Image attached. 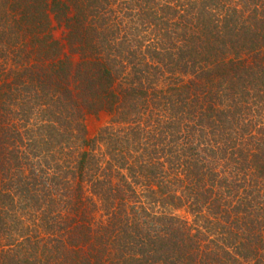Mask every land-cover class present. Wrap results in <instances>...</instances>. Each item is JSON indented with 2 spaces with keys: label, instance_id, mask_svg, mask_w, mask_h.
Returning a JSON list of instances; mask_svg holds the SVG:
<instances>
[{
  "label": "trees",
  "instance_id": "1",
  "mask_svg": "<svg viewBox=\"0 0 264 264\" xmlns=\"http://www.w3.org/2000/svg\"><path fill=\"white\" fill-rule=\"evenodd\" d=\"M0 264H264V0H0Z\"/></svg>",
  "mask_w": 264,
  "mask_h": 264
},
{
  "label": "rangeland",
  "instance_id": "2",
  "mask_svg": "<svg viewBox=\"0 0 264 264\" xmlns=\"http://www.w3.org/2000/svg\"><path fill=\"white\" fill-rule=\"evenodd\" d=\"M54 36L61 40L64 37L63 29L56 28L54 31ZM65 51H67V49H65ZM108 121L109 117L104 113L89 115L86 118V127L88 135L90 137H94L99 132V130L107 124Z\"/></svg>",
  "mask_w": 264,
  "mask_h": 264
}]
</instances>
